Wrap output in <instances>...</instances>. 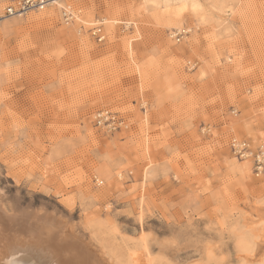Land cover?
I'll list each match as a JSON object with an SVG mask.
<instances>
[{"label": "rangeland", "instance_id": "rangeland-1", "mask_svg": "<svg viewBox=\"0 0 264 264\" xmlns=\"http://www.w3.org/2000/svg\"><path fill=\"white\" fill-rule=\"evenodd\" d=\"M6 5L7 215L45 213L107 264H240L239 225L264 203V175L230 142L264 147V0H62L3 19ZM64 5L81 10L72 25ZM98 22L102 43L91 34ZM101 111L120 123L98 127Z\"/></svg>", "mask_w": 264, "mask_h": 264}, {"label": "bare ground", "instance_id": "bare-ground-1", "mask_svg": "<svg viewBox=\"0 0 264 264\" xmlns=\"http://www.w3.org/2000/svg\"><path fill=\"white\" fill-rule=\"evenodd\" d=\"M61 2L62 0H56L50 7H56ZM71 6H61L60 16L62 9H72L75 13L74 19L72 20L74 24L78 21L79 15L81 14L79 11L81 10L76 11ZM103 35L106 37L104 32ZM243 170L246 171L248 168L244 166ZM262 175L264 173L255 175V177ZM247 208L250 210V213L242 215L243 223L239 225L241 230L240 235L238 234L240 239L237 243V260L240 264H264V203L253 202ZM14 215H7L4 208L0 207V264L108 263V261L106 263L100 254V256L97 255L96 250L94 251L91 247L85 246L84 242L83 245L81 244L82 242L79 243L74 239V236H72L65 225L55 222L52 217L49 218L45 213H25L22 211L20 214H16L17 216ZM223 225L225 224L223 223ZM241 231H243V238L241 237ZM212 237L214 236L211 235L210 238ZM69 245L76 246L72 254L67 252ZM142 246L146 256H150V252L153 251L150 246L143 242ZM224 247L225 245L222 244L218 248L217 252L219 255L226 253L227 250ZM230 263V258H223L217 261L209 259L205 264ZM129 264H145V262L142 256H133ZM146 264H149V262L147 261Z\"/></svg>", "mask_w": 264, "mask_h": 264}, {"label": "built area", "instance_id": "built-area-1", "mask_svg": "<svg viewBox=\"0 0 264 264\" xmlns=\"http://www.w3.org/2000/svg\"><path fill=\"white\" fill-rule=\"evenodd\" d=\"M55 1L56 0H7L2 18L4 17L3 19H6L26 16L30 13H39L48 9ZM74 16L75 13L72 9H62L61 20L65 25H72ZM91 34L99 43L104 42L105 36L102 31V23L98 22V24L92 28ZM185 34L184 30L177 31L174 38L176 41L180 42ZM94 118L98 127H103L105 125L113 127L120 123L116 115L109 111L98 112ZM230 149L238 160H250L255 175L264 173V147L262 145L254 146L247 140L232 139L230 142Z\"/></svg>", "mask_w": 264, "mask_h": 264}, {"label": "water", "instance_id": "water-1", "mask_svg": "<svg viewBox=\"0 0 264 264\" xmlns=\"http://www.w3.org/2000/svg\"><path fill=\"white\" fill-rule=\"evenodd\" d=\"M76 246H71V245H69V248H68V250H67V252L69 253V254H72V252H74L73 251V249L75 248Z\"/></svg>", "mask_w": 264, "mask_h": 264}]
</instances>
